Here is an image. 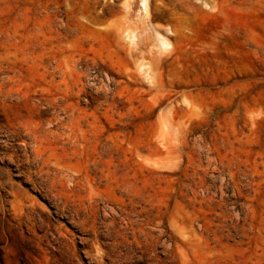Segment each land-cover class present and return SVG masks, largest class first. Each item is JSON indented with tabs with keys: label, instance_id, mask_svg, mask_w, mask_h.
<instances>
[{
	"label": "rangeland",
	"instance_id": "1",
	"mask_svg": "<svg viewBox=\"0 0 264 264\" xmlns=\"http://www.w3.org/2000/svg\"><path fill=\"white\" fill-rule=\"evenodd\" d=\"M149 3L0 0V264H264V0Z\"/></svg>",
	"mask_w": 264,
	"mask_h": 264
},
{
	"label": "bare ground",
	"instance_id": "2",
	"mask_svg": "<svg viewBox=\"0 0 264 264\" xmlns=\"http://www.w3.org/2000/svg\"><path fill=\"white\" fill-rule=\"evenodd\" d=\"M115 1V0H114ZM148 3L149 0H139V11L141 13V18L139 20H142V18L144 19L145 17L148 16ZM150 4V3H149ZM206 7L209 8V6L206 4ZM122 8L125 11V13L127 15H131L133 18L135 17V11L133 9V5L131 2H125L122 4ZM127 35V34H126ZM129 42H135L136 40L139 39V35L136 32H133L132 34H129L127 36ZM158 48L160 50L162 49H167L169 47V44L166 40H164V38H162L160 35L158 36ZM131 43V44H132ZM39 158V157H38ZM1 183V182H0ZM1 186V185H0ZM47 190V189H46ZM15 193V192H14ZM13 194V193H12ZM16 194V195H15ZM14 195L17 196V192ZM20 193L18 192V195ZM20 196V195H19ZM56 196V195H55ZM63 209V208H62ZM65 210V209H64ZM67 210V208H66ZM33 211V210H32ZM35 215V214H34ZM28 216V215H27ZM29 217V216H28ZM36 219V218H35ZM41 219V218H40ZM44 220V219H43ZM47 221H49L48 219H45ZM50 222V221H49ZM84 224V223H83ZM52 225V224H51ZM32 226V225H31ZM43 226V224H42ZM34 228V227H33ZM36 229V228H35ZM45 229V228H44ZM93 229V228H92ZM143 231V230H142ZM51 233V232H50ZM88 233V232H87ZM148 233V232H147ZM146 234V233H145ZM160 234V233H159ZM94 235V234H93ZM97 235V234H96ZM123 235V234H122ZM148 235V234H147ZM162 235V234H161ZM149 236V235H148ZM147 236V237H148ZM98 237V236H97ZM127 237V236H126ZM108 239V238H107ZM137 240V239H136ZM135 240V241H136ZM159 240V238H158ZM86 241V240H85ZM141 241V240H140ZM88 242V241H86ZM99 242V241H98ZM59 243V242H58ZM93 245V244H92ZM102 246V245H101ZM131 246V245H130ZM98 247V246H97ZM103 247V246H102ZM121 247H122V242H118L116 243L110 250H105V252L103 251L102 253L104 254V256H101V259H97V264H107L105 260H109L111 262V264H120V258L123 255H120V251H121ZM90 248V247H89ZM96 248V247H95ZM92 250V249H91ZM98 250V249H97ZM100 250V249H99ZM98 250V251H99ZM89 250H87L88 252ZM93 251V250H92ZM122 253V252H121ZM123 254V253H122ZM65 257V256H64ZM94 261V260H93ZM159 264H162V259L161 257L159 258ZM81 263V262H80ZM123 264V263H122Z\"/></svg>",
	"mask_w": 264,
	"mask_h": 264
}]
</instances>
